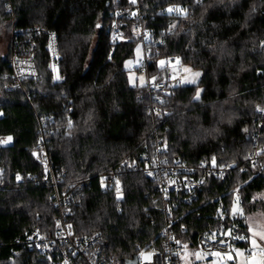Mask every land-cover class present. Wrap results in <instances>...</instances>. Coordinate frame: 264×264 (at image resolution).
Listing matches in <instances>:
<instances>
[{
    "label": "trees",
    "instance_id": "obj_1",
    "mask_svg": "<svg viewBox=\"0 0 264 264\" xmlns=\"http://www.w3.org/2000/svg\"><path fill=\"white\" fill-rule=\"evenodd\" d=\"M138 3L139 12L124 19L122 40L115 44L112 14L133 8L131 0H0V43L10 42L13 28H40L56 33L61 56L56 81L48 37L35 33L40 80L7 92L11 70L8 55L0 54V137H13L0 147V264H60L56 250L16 244L35 228L44 236L57 233L53 186L33 156L41 138L59 189L81 187L69 217L75 235L100 234L103 250L119 264L158 248L165 218L157 209L155 180L124 169L118 200L102 191L101 177L151 156L155 141L172 159L196 166L215 157L217 166L231 167L187 209L182 223L191 246L199 234L220 226L236 224L248 236L245 216H234V222L215 218L230 214L237 195L245 215L264 213V200L257 198L264 193V159H249L257 147L264 149V112L257 110L264 108V0ZM170 7L186 9V17L166 13ZM143 36L150 40L144 47L152 49L144 67L148 78L163 80L167 69L159 62L175 58L201 72L198 84L163 92L132 86L124 64ZM240 247H249L248 240Z\"/></svg>",
    "mask_w": 264,
    "mask_h": 264
},
{
    "label": "built area",
    "instance_id": "obj_2",
    "mask_svg": "<svg viewBox=\"0 0 264 264\" xmlns=\"http://www.w3.org/2000/svg\"><path fill=\"white\" fill-rule=\"evenodd\" d=\"M177 8V7H171ZM138 0L133 8L117 10L112 14V22L109 26L110 36L113 43L117 44L122 40L124 19H131L136 12H139ZM10 11L13 8L10 5ZM168 14L174 16L179 13L173 11ZM45 33L48 37L47 51L50 55V68L56 81L61 80L60 75V52L57 35L43 29L18 31L13 28L10 40V51L8 64L11 70V82L5 86L7 92L24 91V82L38 83L40 74L36 60V42L34 34ZM150 42L147 36H143V44ZM145 60L142 64V72L146 75L144 67L149 63L152 49L145 48ZM177 60L170 58L168 62L174 63ZM167 80L148 84L154 92H163L167 86H171L177 80L173 73H167ZM147 76V75H146ZM148 77V76H147ZM150 81V78H149ZM53 120V118H50ZM46 122L41 121L40 126ZM1 139H4L1 137ZM257 145V144H256ZM263 148L257 147L249 154V159L258 163L264 159ZM44 171V181L50 182L53 186L52 200L57 210V217L54 221L57 233L54 236H44L39 228L33 229L26 239L17 240L18 246L29 250L51 248L56 250V256L60 264H119L108 256L103 250L100 234L89 237H77L69 217L77 205L78 193L81 187H69L60 190L56 179V173L51 163L49 154L45 148L44 139L41 138L37 150L33 153ZM137 171L146 177L155 180L157 183L158 205L157 209L165 218L162 228V241L158 248H151L141 251L138 256V264H184L183 259L189 249H200L209 255L214 252L222 254H233L236 247H240L246 239H238V236H245L236 224L224 229L219 228L206 230L196 237V246L186 241L188 227L182 221L187 218V209L201 198L202 192L212 179H221L231 172V167H220L213 165L212 158L209 162H203L196 166L188 164L182 159H172L167 155V148L161 141H155L151 156L142 158L139 162L124 164L109 170L101 177V189L103 192H112L118 200L123 198L124 169ZM149 172L152 175H149ZM103 181V182H102ZM117 181L119 183L117 184ZM185 209V211H181ZM180 216L177 218V215ZM215 218L223 221L234 222V216L229 213H222ZM71 225V227H69ZM231 230V235H228ZM223 241V243H221ZM152 254L150 260H145L141 253ZM223 262L225 259L223 258ZM193 263V262H192ZM196 264V263H195Z\"/></svg>",
    "mask_w": 264,
    "mask_h": 264
},
{
    "label": "rangeland",
    "instance_id": "obj_3",
    "mask_svg": "<svg viewBox=\"0 0 264 264\" xmlns=\"http://www.w3.org/2000/svg\"><path fill=\"white\" fill-rule=\"evenodd\" d=\"M10 42L6 43V42H1L0 43V54L3 56L8 55L9 51H10ZM145 60V50H144V44L143 42H139L136 47H135V52H134V56L132 58H129L125 64L124 67L128 72V78H129V82L132 86H145L148 84H154L155 80H153L152 78L149 81V78L144 74V72L142 71H138L140 68H142V64ZM165 61V60H164ZM130 62V63H129ZM160 65V63H159ZM160 67H162L160 65ZM167 69V73H173L177 76V80L171 84V86H187V85H196L198 84L201 75L199 77H194V73L195 72H200L197 70L192 69L189 66H184L181 65L179 62L177 63H171L168 61H165V65L162 67ZM185 69H191V71H185ZM201 73V72H200ZM143 77L144 78V83L141 84V80L140 78ZM167 75H165L163 80H167ZM195 79V83H192L191 81ZM201 94V90H199V96ZM6 139V138H4ZM1 139L0 140H4ZM12 143L9 142L8 144H0V147H5L8 146ZM258 200H264V193L261 194L260 196L257 197ZM236 203V201H235ZM234 203V204H235ZM240 203V201H239ZM240 207L241 203H240ZM244 212V211H243ZM246 217L247 220V224L248 227H254V228H258L260 225H264V213L260 212V213H256V214H252V215H243ZM249 218H251V222L249 221ZM248 236H251V233L248 232ZM249 242V241H248ZM258 243L261 246H264V241H260L258 239ZM251 244L249 242V247L248 249L242 248V247H236L234 250V255L227 253V254H222L221 256H216V255H209L208 253L200 250V249H196V250H192L189 249L188 252L186 253L183 262L184 264H242V262L244 260H246L247 257H249V255L251 254ZM216 253V252H214ZM240 253H243V255H241ZM231 256L232 259H229L228 257ZM225 259V262L222 261V259ZM193 262V263H192Z\"/></svg>",
    "mask_w": 264,
    "mask_h": 264
},
{
    "label": "snow or ice",
    "instance_id": "obj_4",
    "mask_svg": "<svg viewBox=\"0 0 264 264\" xmlns=\"http://www.w3.org/2000/svg\"><path fill=\"white\" fill-rule=\"evenodd\" d=\"M132 3H136V0H131ZM197 3H200L201 0H196ZM173 11H176L178 13L184 14L185 17L187 15V10L184 8H169L168 12L171 13ZM253 11H255V8H253ZM97 27H99V25H97ZM172 27L174 28L175 25H172ZM260 47L264 48V41H261L260 43ZM111 58V57H110ZM179 61L177 60V63ZM130 63V62H129ZM160 65L163 67L165 65V61L161 60ZM185 71H191V69H185ZM194 77H199L201 75L200 72H195ZM153 80H155V77L152 78ZM141 84L144 83V78L141 77ZM192 83H195V79H193L191 81ZM196 99H199V91L196 94ZM258 111L264 112V108H259L257 109ZM160 113L157 112V115H159ZM69 124L71 125V121H69ZM245 131H247V129H245ZM13 139V137L8 136L6 139L4 140H0V144H8L9 142H11ZM264 151V150H262ZM212 163L213 165L216 164V159L215 157L212 158ZM230 167V166H229ZM149 175H152L151 172H149ZM222 178V177H221ZM17 179L19 180L20 177L19 175L17 176ZM103 182V181H102ZM119 183V181H117V184ZM238 191V190H237ZM230 214L233 216L239 215V216H243L244 212H243V208L240 207V203H239V196L237 195L236 197V203L233 205V207L231 208ZM249 221L251 222V218H249ZM69 227H71V225H69ZM247 232L251 233V236H238V239H247L250 244H251V254L249 255V257L246 258V260H244L242 262V264H264V246H261L258 243V239L260 241H264V225H260L258 228H254V227H248L247 228ZM228 235H231V230H229ZM221 243H223V241H221ZM241 255H243V253H240ZM151 255L152 254H145V253H141V256H143L145 258V260H150L151 259ZM213 255L216 256H221L222 254L219 252L213 253ZM229 259H232L231 256L228 257ZM67 264V262H66Z\"/></svg>",
    "mask_w": 264,
    "mask_h": 264
},
{
    "label": "water",
    "instance_id": "obj_5",
    "mask_svg": "<svg viewBox=\"0 0 264 264\" xmlns=\"http://www.w3.org/2000/svg\"><path fill=\"white\" fill-rule=\"evenodd\" d=\"M222 261H224V260L222 259ZM127 264H138V259H137V257H135V258H133L131 261L127 262Z\"/></svg>",
    "mask_w": 264,
    "mask_h": 264
},
{
    "label": "crops",
    "instance_id": "obj_6",
    "mask_svg": "<svg viewBox=\"0 0 264 264\" xmlns=\"http://www.w3.org/2000/svg\"><path fill=\"white\" fill-rule=\"evenodd\" d=\"M243 248V247H242ZM245 249H248V247H244Z\"/></svg>",
    "mask_w": 264,
    "mask_h": 264
}]
</instances>
